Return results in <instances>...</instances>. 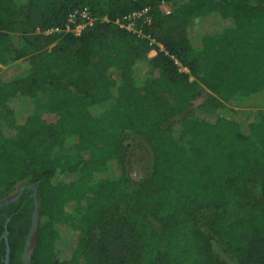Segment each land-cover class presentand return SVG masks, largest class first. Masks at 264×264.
<instances>
[{"label": "trees", "instance_id": "obj_1", "mask_svg": "<svg viewBox=\"0 0 264 264\" xmlns=\"http://www.w3.org/2000/svg\"><path fill=\"white\" fill-rule=\"evenodd\" d=\"M84 6L93 25L46 33ZM144 7L152 15L144 36L115 23ZM11 33L21 38L13 59L25 65L0 74V113L16 134L0 132V201L21 182L37 185L32 264H231L214 236L236 264H264V0H0V65ZM203 87L222 100L208 93L194 108ZM43 89L53 107L19 119L13 103ZM236 107L259 108L257 118L246 123ZM132 135L154 159L134 186ZM229 207L252 214L221 223L201 213ZM16 209L0 215V236L11 217L10 264L32 223L33 207Z\"/></svg>", "mask_w": 264, "mask_h": 264}, {"label": "rangeland", "instance_id": "obj_2", "mask_svg": "<svg viewBox=\"0 0 264 264\" xmlns=\"http://www.w3.org/2000/svg\"><path fill=\"white\" fill-rule=\"evenodd\" d=\"M231 39H232V33H228L224 37L223 39L224 40V43H223L224 53H227L226 46L230 44ZM20 42H21V38L18 35L12 34V33L9 34L7 43L3 47V49L11 48L8 53V54H11V56L8 57V60L5 64L0 65V70H1L0 74L5 73V72L7 73V70H11V69H13L15 72L22 71L21 67L25 65L24 64L25 60L24 59H20V60L13 59V53L11 52V50L15 48L16 46H18ZM212 45H214L213 47H218L219 43L216 44L212 42ZM155 54L156 52L153 51L151 52L150 55L154 56ZM182 70H186V69H182ZM113 76L115 75L113 74ZM191 79L193 80L192 77ZM208 93H211L212 95L221 99L220 97L221 95H219L218 93H214L208 90L207 88L203 87L202 94L199 95L194 100L193 107L195 108L197 106L202 105L205 102ZM53 105H54L53 96L51 95L48 89H43L37 95L36 98H33L31 100V102L21 101L20 99L15 101L13 103V109L16 111V113L19 116L18 118L20 119L30 114L33 110L40 112V111L53 107ZM258 109L259 108L236 107V110L238 111V113L241 115V117L244 119L246 123H251L257 118L256 113ZM99 110H101V108ZM0 132L8 140L14 138V136L16 135L14 128L12 127V116L9 115L8 113H5V112L0 113ZM68 142H69L68 144H70V139H68ZM125 144L127 145L130 151L129 156L126 159V171L130 179V185L134 186L138 181H141L145 179L146 177H148L150 172L152 171L153 163H154L153 154H152V150L150 146L148 145L147 141L141 136H136V135L129 136L125 139ZM72 158L73 157H70V156H63V157L58 158V162L62 163L65 160L72 159ZM25 183H28V182L24 181V182L19 183L14 189V191L9 196H11L12 194H15L18 191V187H20L22 184H25ZM175 185L178 186L177 188L180 190L185 189V188L188 190L191 189V187L187 183L186 184L180 183V186L177 183ZM201 213L203 215L208 214L209 216L208 215L207 216L210 220H212L213 215L218 213L219 217L222 218L220 222L228 223L237 218L246 217V216L251 215L252 210L247 209V208L229 207L227 209H218L216 212L202 211ZM65 219H66V215L61 216L62 221H64ZM206 222L207 224L204 223L203 227L206 229H209L210 227L209 220L207 219ZM64 239L66 240H62L59 242V248L62 253L66 251V249L68 248V243H67L68 238L66 234L64 236ZM73 239L74 237H71L70 239L71 242ZM31 241H32V246H33L35 240L33 239ZM212 243H213V248L215 252L221 258H223L225 261L231 264H236V258L234 257V255L230 253L227 245L225 244L222 238L218 236H214Z\"/></svg>", "mask_w": 264, "mask_h": 264}, {"label": "built area", "instance_id": "obj_3", "mask_svg": "<svg viewBox=\"0 0 264 264\" xmlns=\"http://www.w3.org/2000/svg\"><path fill=\"white\" fill-rule=\"evenodd\" d=\"M163 9L166 13H170V8L166 3L163 4ZM95 20L96 17L93 15L89 7L87 6L80 7L70 11V13L68 14L65 28L56 27L49 31H46V33L69 32L78 35L85 28L93 25ZM115 23L121 28L136 33L138 36H144L143 35L144 27L149 26L152 23V15L150 13V7H144L142 9L134 10L132 12L124 14L123 16L117 18L115 20ZM153 51L156 52L155 49L152 50L151 52Z\"/></svg>", "mask_w": 264, "mask_h": 264}, {"label": "flooded vegetation", "instance_id": "obj_4", "mask_svg": "<svg viewBox=\"0 0 264 264\" xmlns=\"http://www.w3.org/2000/svg\"><path fill=\"white\" fill-rule=\"evenodd\" d=\"M29 205L30 207H33V210L31 212L32 214V223L31 227L34 221V215L36 211V207L38 205L37 202V185L34 183H25L22 184L20 187H18V191L15 194H12L11 196L7 197L4 200L0 201V215H5L7 210H10L13 208V206H17V209L15 212H18L25 208L26 205ZM11 219V217H7L6 221L4 223V231L2 235L0 236V240H4L5 243V227L7 226L8 229V223ZM31 230V228H30ZM29 233L25 239L24 245L22 246L21 250L19 251V264H29V260L26 257L27 249H28V239H29ZM9 231V230H8ZM8 240H9V234H8ZM10 244V242H9ZM6 247V245H5ZM5 251L3 255H0V260L3 264H5ZM10 259H11V252H10ZM10 264V262H9Z\"/></svg>", "mask_w": 264, "mask_h": 264}, {"label": "water", "instance_id": "obj_5", "mask_svg": "<svg viewBox=\"0 0 264 264\" xmlns=\"http://www.w3.org/2000/svg\"><path fill=\"white\" fill-rule=\"evenodd\" d=\"M9 221V219H8ZM38 222H39V212H38V205L36 207V211H35V215H34V221L30 230V234H29V239H28V249H27V253H26V257L29 260V264H32V253H33V249H34V244L32 246V241L31 240H35V236H36V232H37V227H38ZM8 234L9 231L7 229V226L5 227V234H4V238H5V264H9L10 262V252H11V247L9 244V240H8Z\"/></svg>", "mask_w": 264, "mask_h": 264}]
</instances>
